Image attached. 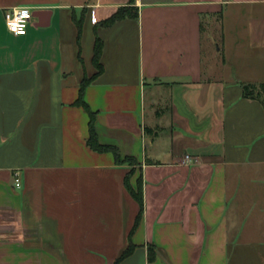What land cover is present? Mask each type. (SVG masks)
Segmentation results:
<instances>
[{
  "label": "crops",
  "instance_id": "0c3cea01",
  "mask_svg": "<svg viewBox=\"0 0 264 264\" xmlns=\"http://www.w3.org/2000/svg\"><path fill=\"white\" fill-rule=\"evenodd\" d=\"M129 2L0 0V264H115L130 242L121 264H264V102L243 91L264 82V0H135L137 18L100 24ZM22 5L49 25L12 33ZM97 25L85 100L100 141L139 161L132 234L131 166L88 146L74 104Z\"/></svg>",
  "mask_w": 264,
  "mask_h": 264
},
{
  "label": "trees",
  "instance_id": "16d2710c",
  "mask_svg": "<svg viewBox=\"0 0 264 264\" xmlns=\"http://www.w3.org/2000/svg\"><path fill=\"white\" fill-rule=\"evenodd\" d=\"M139 16V9L135 5V0H130L128 5L121 6L114 12L110 17L103 20L100 24L103 26H110L114 24L116 21L130 17V18H137ZM74 21L78 28V42L81 47V39L83 34V24L84 18L80 17L77 18L76 16L73 17ZM99 25V23H98ZM95 27V44H94V52H93V64L97 68V72L94 73L92 76H89L85 73L81 83H80V91L79 97L75 101L74 104L83 106L89 113L90 120H89V136L87 138L88 146L97 152H111L115 157V161L117 164H129L131 169L125 176V185L129 193L137 200L140 205V210L137 214L135 225L131 231V234L135 231V229L140 224L143 214H144V195H143V181L142 177L140 176L137 180V185L134 186L131 183V178L136 172V166L139 163L138 159L133 155H123L121 149L114 144L102 143L99 139V134L96 129V112L93 111L90 105L85 100V91L86 88L91 84V82L99 76L104 70L103 63L101 61L102 52H103V40L99 36L97 32V27ZM82 58V56H80ZM243 91L245 97H251L260 99L264 102V82L261 83H245L243 84ZM136 245L132 242L127 246V248L121 253V255L116 259L115 264H121V262L129 257L135 250ZM157 257V249L155 245H150L149 247V260L154 261Z\"/></svg>",
  "mask_w": 264,
  "mask_h": 264
},
{
  "label": "built area",
  "instance_id": "2783aa9c",
  "mask_svg": "<svg viewBox=\"0 0 264 264\" xmlns=\"http://www.w3.org/2000/svg\"><path fill=\"white\" fill-rule=\"evenodd\" d=\"M23 8H27L33 13L32 17L29 18L28 22L21 25V27H23V29H24V34L23 35H25L27 33L28 26L35 19V17H34V11L35 10H34L33 7L22 5V6H14V7H10L8 9H6V11H5V22H6V25L8 27V20L11 19L14 16L15 10L23 9ZM12 33L16 34L15 32H12ZM183 162L186 163V164H193V163L197 162V159L194 158L192 155L187 154V155H185V158H184ZM14 176H15V186L20 188L22 186L21 173L19 171H16Z\"/></svg>",
  "mask_w": 264,
  "mask_h": 264
},
{
  "label": "clouds",
  "instance_id": "9594fccd",
  "mask_svg": "<svg viewBox=\"0 0 264 264\" xmlns=\"http://www.w3.org/2000/svg\"><path fill=\"white\" fill-rule=\"evenodd\" d=\"M32 15L33 13L27 8L15 10L14 16L8 20L9 30L17 35H23L24 29L21 25L27 23Z\"/></svg>",
  "mask_w": 264,
  "mask_h": 264
},
{
  "label": "water",
  "instance_id": "95a60500",
  "mask_svg": "<svg viewBox=\"0 0 264 264\" xmlns=\"http://www.w3.org/2000/svg\"><path fill=\"white\" fill-rule=\"evenodd\" d=\"M51 10H35L34 17L38 18V26H48L50 23Z\"/></svg>",
  "mask_w": 264,
  "mask_h": 264
},
{
  "label": "rangeland",
  "instance_id": "374dc122",
  "mask_svg": "<svg viewBox=\"0 0 264 264\" xmlns=\"http://www.w3.org/2000/svg\"><path fill=\"white\" fill-rule=\"evenodd\" d=\"M233 68V67H232ZM235 71H231V73H234ZM132 167V166H131Z\"/></svg>",
  "mask_w": 264,
  "mask_h": 264
}]
</instances>
